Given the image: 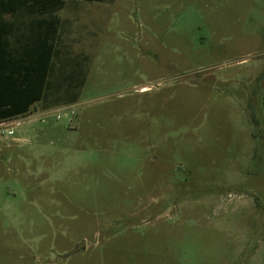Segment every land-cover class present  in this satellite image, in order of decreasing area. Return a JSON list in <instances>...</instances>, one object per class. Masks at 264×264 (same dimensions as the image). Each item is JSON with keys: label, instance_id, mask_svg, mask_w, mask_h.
Instances as JSON below:
<instances>
[{"label": "rangeland", "instance_id": "rangeland-1", "mask_svg": "<svg viewBox=\"0 0 264 264\" xmlns=\"http://www.w3.org/2000/svg\"><path fill=\"white\" fill-rule=\"evenodd\" d=\"M94 3L0 136V264H264V0Z\"/></svg>", "mask_w": 264, "mask_h": 264}, {"label": "trees", "instance_id": "trees-1", "mask_svg": "<svg viewBox=\"0 0 264 264\" xmlns=\"http://www.w3.org/2000/svg\"><path fill=\"white\" fill-rule=\"evenodd\" d=\"M25 1H32L35 7L50 12L63 5V0ZM10 4L11 0H8L2 7L4 12L10 11ZM12 28L9 24L0 25V120L26 115L36 102L47 98L48 77L54 67L52 59L57 54V18L41 20L34 28L33 38L19 44V51L14 54L7 52L11 48L7 35Z\"/></svg>", "mask_w": 264, "mask_h": 264}, {"label": "crops", "instance_id": "crops-1", "mask_svg": "<svg viewBox=\"0 0 264 264\" xmlns=\"http://www.w3.org/2000/svg\"><path fill=\"white\" fill-rule=\"evenodd\" d=\"M85 2L93 3L94 2H109V0L105 1H88L83 0ZM8 3V0H0V25L1 24H9L10 26H13L12 32L7 35V40L11 42V48L7 52H10L11 54L17 53L19 51V44L25 43L29 41V39L33 38L34 36V28L40 24L41 20H49L52 17H55L58 19V31L56 34V47L57 51L52 59L54 67L48 77L49 82V89H65L66 98L69 96V100H75L78 96V90H72L71 86L65 85L64 88L61 85V75L58 74L59 70L58 68L63 67V65L66 62V59L68 58L66 56V52L61 49V26L63 23V19L61 17V11L66 7L67 0H63V5L58 8L56 11L50 12L45 11L42 7H35L33 5L32 1H25V0H11V4L9 6L10 11L4 12L2 7ZM99 5V4H95ZM98 9L96 10V14H98ZM96 18V17H95ZM94 18V20H95ZM20 42V43H19ZM4 55V54H3ZM9 55V54H8ZM51 78L53 80L51 81ZM69 89V91H68ZM54 94V91H50L47 98L44 100H41L39 102H36L30 110L35 108L40 103H45L46 109L50 107L51 99L50 96ZM58 94V93H57ZM61 98H63L60 95ZM50 102V103H49Z\"/></svg>", "mask_w": 264, "mask_h": 264}, {"label": "built area", "instance_id": "built-area-1", "mask_svg": "<svg viewBox=\"0 0 264 264\" xmlns=\"http://www.w3.org/2000/svg\"><path fill=\"white\" fill-rule=\"evenodd\" d=\"M60 115H57L59 118ZM18 118H12L7 120H0V136L6 135L11 136L14 133L13 127L17 123Z\"/></svg>", "mask_w": 264, "mask_h": 264}]
</instances>
